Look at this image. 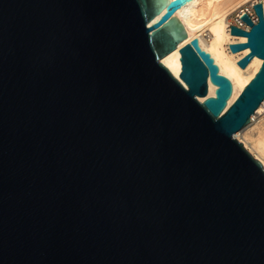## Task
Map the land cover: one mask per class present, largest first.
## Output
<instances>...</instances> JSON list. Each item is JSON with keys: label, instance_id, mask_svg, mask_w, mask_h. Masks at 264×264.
Here are the masks:
<instances>
[{"label": "water", "instance_id": "obj_1", "mask_svg": "<svg viewBox=\"0 0 264 264\" xmlns=\"http://www.w3.org/2000/svg\"><path fill=\"white\" fill-rule=\"evenodd\" d=\"M232 83L168 0H0V264H264V11ZM208 81L216 86L207 96ZM203 98V100H200Z\"/></svg>", "mask_w": 264, "mask_h": 264}, {"label": "bare ground", "instance_id": "obj_2", "mask_svg": "<svg viewBox=\"0 0 264 264\" xmlns=\"http://www.w3.org/2000/svg\"><path fill=\"white\" fill-rule=\"evenodd\" d=\"M249 0H168V8L172 15L183 26L187 38L180 42L178 46L168 55L161 59V62L168 68L171 74L179 78L181 71L179 49L193 38H198L200 47L207 51L214 62L219 67V72L226 76L232 83V94L227 101L226 108L230 106L238 97L246 84L255 75L261 66L262 60L254 57L245 68L238 65V61L243 58L249 50L232 52L230 44L246 42L243 36L230 34L231 13L236 10L238 13L235 25L249 30V26L240 17L243 5ZM261 3L264 11V0H254L248 4V10H253V5ZM255 14V13H254ZM256 14L253 20H256ZM216 86L208 81L207 96L215 95ZM203 100V98H200ZM264 113V100L257 110L252 114L249 124L244 127L240 138V133H235L234 137L243 143L244 147L263 165L264 168V120L260 118ZM253 126V127H251ZM251 127V128H250ZM250 128V129H249ZM247 130V131H246Z\"/></svg>", "mask_w": 264, "mask_h": 264}, {"label": "rangeland", "instance_id": "obj_3", "mask_svg": "<svg viewBox=\"0 0 264 264\" xmlns=\"http://www.w3.org/2000/svg\"><path fill=\"white\" fill-rule=\"evenodd\" d=\"M253 2H254V0H249V1L247 2V4H245V5H243V6H244V7H247L248 4H251V3H253ZM236 14H237V12H236V10H234V12H232L231 15H230L231 17H229V19H230V21H231L232 23H234V21H235ZM260 118H262V119L264 120V113H263L260 117H258V118L256 119V121H259ZM251 127H253V126H251ZM251 127H250V128H251ZM250 128H249V129H250ZM246 131H247V130H246ZM239 132H241V131H239ZM243 133H245V131L240 133V138H242Z\"/></svg>", "mask_w": 264, "mask_h": 264}, {"label": "built area", "instance_id": "obj_4", "mask_svg": "<svg viewBox=\"0 0 264 264\" xmlns=\"http://www.w3.org/2000/svg\"><path fill=\"white\" fill-rule=\"evenodd\" d=\"M248 7H243V10H242V14H247L250 18H251V20L253 21V22H256L257 21V18H256V20H253V16L255 15L254 14V12L253 11H251V10H248L247 9ZM242 14H241V16H242ZM237 16H238V13L236 14V18H235V20L237 19ZM236 22V21H235ZM235 22L233 23V25H235ZM235 26H237V25H235ZM239 27V26H238ZM241 28V27H240ZM243 29V28H242Z\"/></svg>", "mask_w": 264, "mask_h": 264}]
</instances>
